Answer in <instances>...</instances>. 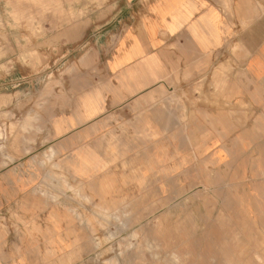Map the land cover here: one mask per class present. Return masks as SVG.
Returning <instances> with one entry per match:
<instances>
[{
	"label": "rangeland",
	"instance_id": "1",
	"mask_svg": "<svg viewBox=\"0 0 264 264\" xmlns=\"http://www.w3.org/2000/svg\"><path fill=\"white\" fill-rule=\"evenodd\" d=\"M163 1L0 0V264H264V0H192L218 41L170 83L166 138L91 176L53 150L52 117Z\"/></svg>",
	"mask_w": 264,
	"mask_h": 264
},
{
	"label": "crops",
	"instance_id": "2",
	"mask_svg": "<svg viewBox=\"0 0 264 264\" xmlns=\"http://www.w3.org/2000/svg\"><path fill=\"white\" fill-rule=\"evenodd\" d=\"M197 8L192 0H164L149 21L135 24L98 78L52 117L53 150L91 176L100 167L98 156L136 154L147 142L166 138L168 125L180 121L166 99L170 83L207 71L218 41L209 9L198 21L205 33L189 26Z\"/></svg>",
	"mask_w": 264,
	"mask_h": 264
}]
</instances>
